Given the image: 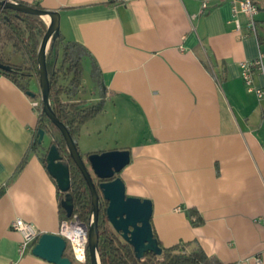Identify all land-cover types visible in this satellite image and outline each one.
Wrapping results in <instances>:
<instances>
[{"label":"crops","instance_id":"0c3cea01","mask_svg":"<svg viewBox=\"0 0 264 264\" xmlns=\"http://www.w3.org/2000/svg\"><path fill=\"white\" fill-rule=\"evenodd\" d=\"M14 1L59 11L65 39L85 48L82 85L64 99L105 108L81 128L79 148L129 150L119 175L128 195L152 201L158 241L197 242L222 264H264V98L241 67L264 55V0H254L258 38L243 14L237 29L229 0ZM27 92L0 71V264H54L34 244L23 251L11 224L59 233L63 220L47 146L33 148L41 98Z\"/></svg>","mask_w":264,"mask_h":264},{"label":"trees","instance_id":"16d2710c","mask_svg":"<svg viewBox=\"0 0 264 264\" xmlns=\"http://www.w3.org/2000/svg\"><path fill=\"white\" fill-rule=\"evenodd\" d=\"M34 6L42 8L39 4ZM2 30H4L3 34L1 33ZM46 31L47 24L40 17L12 8H0V39L4 38L9 41L15 52L21 53L30 62L29 70H26L21 65L6 61L0 54V62L12 66V70L0 68V71L24 90H31L28 85L32 75L31 71H34L39 76L38 51ZM61 51L62 56L60 54ZM85 53V48L79 42L66 40L61 31L53 36L47 53L51 106L57 117L68 128L80 152L78 137L81 128L88 121L98 116L105 108L104 99L94 104L85 102L73 103L64 99L65 95L69 97L75 95L82 85L83 57ZM94 72H96V69ZM63 78H66L67 82H62ZM36 97H39V94L36 93ZM40 128L44 129L46 134L51 135L50 144L56 143L58 145L61 156L70 166L71 189L69 192L73 199V208L72 214L69 216L62 204L66 193L61 192L60 211L62 219L72 218L77 215L82 223L90 226L93 213L90 189L81 170L71 157L63 135L52 120L42 111V101L33 143L34 149L42 151L44 148L39 143L37 136ZM48 148L49 146L44 149L45 151L41 155L45 166L47 165L46 155ZM81 154L88 156L91 153L83 154L81 152ZM100 206L98 253L101 264H222L218 258L209 256L199 243L193 241L182 242L170 247L164 246L159 241L162 248L161 254L147 251L143 258H139L133 246L113 230L109 223L105 212L107 201L101 199ZM196 213V210L189 211L191 216ZM194 222L200 223L201 219L198 217ZM85 264H92L88 248Z\"/></svg>","mask_w":264,"mask_h":264},{"label":"water","instance_id":"95a60500","mask_svg":"<svg viewBox=\"0 0 264 264\" xmlns=\"http://www.w3.org/2000/svg\"><path fill=\"white\" fill-rule=\"evenodd\" d=\"M3 7L35 15L46 21L47 31L40 42L38 51L42 111L52 120L63 135L71 157L81 170L90 189L93 213L91 224L88 226V251L92 264H101L98 253V218L101 199L107 201L105 212L109 223L124 240L133 246L139 258H143L147 251H154L157 254H161L162 248L154 235L151 223L153 215L152 201L148 198L128 195L125 182L119 175L130 163L129 150L117 149L101 153H91L85 158L79 151L66 125L53 111L49 97L50 80L47 67V53L53 36L60 31V12L39 8L14 0H0V8ZM0 68L12 70L10 64L2 62H0ZM27 93L30 96H36V93L32 90H28ZM45 135V130L40 128L37 136L39 143L42 145ZM46 162V167L55 179L58 188L61 192L66 193L62 204L70 216L73 208V199L69 192L71 189L70 166L61 156L56 143L49 145ZM33 244V254L47 259L54 264H73V259L68 254L67 240L59 233H41Z\"/></svg>","mask_w":264,"mask_h":264},{"label":"built area","instance_id":"2783aa9c","mask_svg":"<svg viewBox=\"0 0 264 264\" xmlns=\"http://www.w3.org/2000/svg\"><path fill=\"white\" fill-rule=\"evenodd\" d=\"M232 4L234 18L237 23V29L240 30L242 25L239 20V16L243 14L247 21L246 27L251 34L258 38V22L257 14L259 13V7L254 0H229ZM203 7H206L204 4ZM242 77L248 87L249 92H253L258 98H264V85H255V74L259 72L264 78V55L262 53L252 61L245 60L241 62ZM34 106L41 105L40 100L33 101ZM11 227L17 230L22 235L21 248L26 250L34 241L41 235V232L37 230L36 226L29 221L22 218H16ZM59 234L67 240L68 248L72 259L85 263L87 260V248L89 240V227L82 223L77 215L72 218L63 219L60 226ZM258 263L262 262L261 256H257Z\"/></svg>","mask_w":264,"mask_h":264},{"label":"rangeland","instance_id":"374dc122","mask_svg":"<svg viewBox=\"0 0 264 264\" xmlns=\"http://www.w3.org/2000/svg\"><path fill=\"white\" fill-rule=\"evenodd\" d=\"M3 32H4V30L1 31L2 34H3ZM0 54L3 56V58L6 61H13V63H15L17 65H21L26 70H29L30 62L25 57H23V55L21 53L15 52L12 44L9 43V41H7L4 38L0 39ZM31 72H32V75H31L30 81L28 83L29 88L31 90L35 91L37 94H39V97L41 98L42 96H41V87H40L39 76L34 71H31ZM82 78H83V74H82ZM62 82H67L66 78L65 79L63 78ZM51 140H52L51 135L46 134L45 139H44V145L49 146L51 143Z\"/></svg>","mask_w":264,"mask_h":264},{"label":"flooded vegetation","instance_id":"af4514ba","mask_svg":"<svg viewBox=\"0 0 264 264\" xmlns=\"http://www.w3.org/2000/svg\"><path fill=\"white\" fill-rule=\"evenodd\" d=\"M48 147V146H47Z\"/></svg>","mask_w":264,"mask_h":264}]
</instances>
